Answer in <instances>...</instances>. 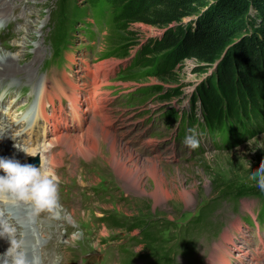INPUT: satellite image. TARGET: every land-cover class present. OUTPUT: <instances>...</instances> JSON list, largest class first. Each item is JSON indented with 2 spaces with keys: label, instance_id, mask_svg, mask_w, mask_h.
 Masks as SVG:
<instances>
[{
  "label": "rangeland",
  "instance_id": "rangeland-1",
  "mask_svg": "<svg viewBox=\"0 0 264 264\" xmlns=\"http://www.w3.org/2000/svg\"><path fill=\"white\" fill-rule=\"evenodd\" d=\"M77 1L80 7L77 13L70 16L62 15L56 43L65 37V40L71 39V44L67 47V56L72 54L76 62L82 59L94 70L100 66L102 69L100 72H103H99V78L106 74L104 77L107 79L109 75L106 73L109 72V68L105 63L113 65V72L106 85L99 90L101 95L107 98V110L112 123L110 127L108 125L110 122L105 120L109 129L104 127L102 132H105L107 137H96L94 128L92 135L97 139L99 149L92 158L84 157L77 149V158L74 161L69 155L64 159L63 168L59 173L64 178L65 185L60 184L61 188L58 187V196L62 206L60 210L65 213L61 219L59 218L61 215L55 217L59 218L56 224L46 221L45 218L41 223V233L48 239L49 244L52 236L60 238L63 242L60 253L64 261L59 256L56 264H142L141 261L145 262L143 264H155L153 257L148 255L151 252L145 251L141 230L155 228L156 225L157 236L162 239L160 247L169 250L170 256L175 258L171 264H209L210 260L211 264H264V216L263 224L260 225L256 220L262 202L247 196L235 199L231 195L222 194L226 188L258 187L256 177L251 175V167L255 168L261 159H264V129L232 150H214L208 139L205 140L200 132L199 145L195 149H189L184 145L180 136L174 140L173 134H176L179 122L161 117V112L171 111L170 109L182 112L185 107L189 108L190 104L187 103L189 96L197 94L207 77L206 72L196 73L200 63L187 61L174 72L172 78L167 79L153 75L147 77L148 74L139 80L117 77L119 73L122 75L121 69L126 67L127 60L134 56L136 48L158 36V28L141 23L134 24L131 37L133 42H130L133 46L124 51L126 57L122 55L124 58L110 57L103 60L100 55L106 50V38L110 30L106 29L103 32L100 27L94 25L90 9L85 16L77 19L78 14H82V10L89 7L87 1ZM20 2L27 5V25L20 29L14 40H10L6 45L0 44L2 53L4 51L7 55L15 57L10 64L16 66L13 72L3 73H18L19 76L13 77H21L25 74V68L33 67L32 71L38 70L37 80L31 84L25 80L22 82L17 79L9 80L8 84L0 87V94L7 92L6 94L10 96L14 91L18 95L22 93L31 96L28 105L30 107L26 111L30 112L37 103V87L39 88L46 77L50 80L54 74L59 76L65 69L58 70L56 57L54 58L56 60L50 63L51 67L45 65L46 60L52 59L54 51L48 41V34L49 25L51 26V22L53 23L57 17L54 16L56 1L31 0V3L30 0H17L15 3L12 2L11 7ZM251 15H255L253 11ZM72 19L80 20L76 27L71 23ZM186 21L189 19H185ZM57 23L59 24V20ZM89 27L95 31L93 38H90L89 33L83 32V29ZM234 42H237V38L231 43ZM37 45H42L44 49L36 50ZM32 46L33 48H30ZM41 53L43 55L34 65ZM115 53L121 54L120 51ZM76 65L77 63H73L71 70L72 67L74 69L68 71L75 80L73 75L79 64ZM202 66L208 72L216 67L215 64ZM93 72L90 74L91 77ZM84 82L89 85L90 79ZM9 83H18L19 86L9 88ZM134 88L147 89L139 101L127 100L128 90ZM172 89L181 90L182 94L169 100L165 99ZM79 90L81 89L78 85V93ZM141 97L146 98L143 100ZM25 102L24 97L17 103L13 116L21 117L20 112L23 110L17 109ZM78 102H80L78 111L81 115L84 110L81 107V95ZM101 102L103 101H100V105ZM89 103L91 109L90 106H93L94 102ZM192 103L195 104L193 100L191 106ZM198 103L197 100L196 105ZM105 116L104 119L107 118ZM80 118L82 119V115ZM103 118L97 120L96 125L99 128L100 124L104 123ZM114 139L128 147L127 154L117 147L116 156L121 158L134 175L138 174L136 167L139 168L142 178L140 188L133 186V177L117 171L118 167L115 166L111 152V142ZM67 143L64 148L68 147ZM11 145L15 147L22 144L13 142ZM130 154L139 157L148 165L151 161L156 162L160 169L158 176L150 177L146 171L148 165L141 161L137 162V159H133L135 162L129 160ZM89 161L92 162L86 164ZM87 165L91 166L89 170ZM73 210L76 211L75 218L71 215ZM104 214L108 217L105 221L107 225L104 224V218H101ZM126 221H128L126 225H134L136 229L125 231L123 226ZM129 236L138 237L139 243L134 245L132 241L127 243L126 239ZM123 242L129 252L119 251L116 255L117 245ZM159 248H155L153 253L157 255ZM164 253L166 251H162V254Z\"/></svg>",
  "mask_w": 264,
  "mask_h": 264
},
{
  "label": "trees",
  "instance_id": "trees-1",
  "mask_svg": "<svg viewBox=\"0 0 264 264\" xmlns=\"http://www.w3.org/2000/svg\"><path fill=\"white\" fill-rule=\"evenodd\" d=\"M86 1L97 11V20L109 27L106 58L126 57L124 51L133 46L130 42H133L134 24L158 28L157 37L136 48L126 67L125 78L139 80L146 74L147 77L172 78L184 63L196 61L200 63L196 73L207 74L197 96L206 124L215 137L221 135L228 140L226 147H229L252 139L263 131L264 0ZM58 9L57 28L62 15L75 14L80 7L77 0H58ZM82 11L77 19L89 10ZM191 17L196 19L190 21ZM77 19H72L71 23L76 25L80 21ZM185 19L189 21L185 22ZM236 38L237 42L231 43ZM116 51L121 54H116ZM214 64L216 67L211 72L202 66ZM181 94V90L172 89L165 99ZM222 194L235 199L245 196L260 198L264 205V192L259 187L226 188ZM157 232V225L141 230L145 251L153 253L155 248L160 247L162 239ZM158 250L163 251L161 247ZM157 256L155 264L172 263L168 253Z\"/></svg>",
  "mask_w": 264,
  "mask_h": 264
},
{
  "label": "bare ground",
  "instance_id": "bare-ground-1",
  "mask_svg": "<svg viewBox=\"0 0 264 264\" xmlns=\"http://www.w3.org/2000/svg\"><path fill=\"white\" fill-rule=\"evenodd\" d=\"M16 1L17 0H0V26L9 25V24H13V23L17 24L16 29L14 31L15 37L18 35V33H20L19 32L20 29L23 26L27 25V18H28L27 17V13H26L28 9H27V5L25 3L20 2L19 4L11 7L12 6L11 4L15 3ZM30 2H31V0H30ZM28 28H30V27H28ZM24 34H26V33H24ZM24 36H27V35H24ZM28 42H26V43H28ZM8 43L9 42L4 43L2 45H6ZM29 45H31V44H29ZM11 48H13V47H11ZM41 48H43V47H41V45H38L36 47V50L41 49ZM18 50H16V51L18 52ZM21 52H24V51L21 50ZM19 56H21V55L19 54ZM13 59H15V57H12L11 55H7L6 53H4V51L2 53L1 48H0V87H3L5 84H8V81L9 80H13V79H17L19 82H22V81L25 80V81L29 82L30 84L34 83L36 81V69L34 68L35 70L32 71L33 67L32 68H25L24 69L25 74H23V76H21V77H13L15 75H18V73H15V74L3 73L4 71L5 72L6 71L13 72L14 70H16L15 69L16 66L10 64V62L13 61ZM39 59H40V55L37 56V59H36L35 63L33 62L34 65L39 61ZM72 60L73 59L70 58L71 62H72ZM25 62H26V60H25ZM99 67L97 68L96 71L93 72V76H92V79H93V77H95L93 79V85H94V90H95L94 96L95 97H96V94H97V90L106 81V79H105L106 74L105 75L103 74V76L100 77V78L98 77L99 74L103 72V71L100 72V70H102V69H100ZM5 68H7V70H5ZM104 69H106V68H104ZM106 73H109V72H106ZM59 77L60 76L54 77V80H53L52 83L51 82L48 83L47 79H46L43 84L39 85L38 92H40L41 96H40L39 106H38V116L36 117V119H37L36 126H37L38 129L36 130V133L34 134V136H35L34 140L35 141L32 140L30 137L26 138V136L22 135L21 133L18 134L17 132H15L13 134V136L10 135L9 131L11 132V131H15L14 129H16V130L19 129V127H18L19 123H15V124H11V125H3L0 128V156H6L7 157L10 153H13L14 155L18 154V155H21V156L25 155L26 157L33 156L32 154H34L36 152L37 146H36V148L32 149V146H31L30 142H36L38 140L37 137H38V135L40 133V128L42 127L43 123L48 125L51 121H54L55 122V124H54L55 133L56 132L59 133L61 131L60 127L62 125H64V123H62V120H60V118L62 116H58L59 119H57V118H55V117H53L51 115H48L47 114V109L45 107V100H47L48 98H50L51 101L54 100V99L61 100V98H62L61 96H65L66 98H68L70 100V105H71V108H72V112H74V117H75V120L77 121L79 130L81 132H84V133H82V134H80V133L79 134L60 133L59 135L56 136V138H54V140L55 141H61L62 138H64L63 141H64V143H65V141L68 142L67 145L69 147L68 149H69L70 152H74L75 149H78L83 154V156L87 157V158L90 157V156L92 157L93 155H95L97 153V151L99 149V147L97 146L98 141L92 135V132H93V130L95 128V122L94 121L92 122L91 126L88 128L89 130L85 131L84 128H83V119L86 116L87 111L90 109V108H88L89 106L84 108L83 112H81V115H82V119H81L80 118L81 115L79 114V111H78L79 108H80L79 107L80 106V102H78V100H79V96L81 95V93H80L81 90H79V93H78V85H76L73 82V80L68 78V77H70V75L68 73H64L63 74V79L62 80H59ZM64 80L68 84V86H70V88H71L69 93L64 91V86H63ZM18 85H19L18 83H15V84L14 83L13 84L9 83V86H10L9 88H11V87L15 88ZM94 96H92V98L94 99V103H92V104H94L92 106L93 109H94V112H99V111L102 112V111H104V106L103 107L101 106V105H103V102H101L102 104L100 105V101H102V99H98L97 100ZM104 115L105 114L103 113L102 116H104ZM105 120L107 122H110V120L108 118H106ZM0 122H1V125H2V121H0ZM64 126H67V125H64ZM11 142H22L23 144L14 147L13 145H11ZM50 144L54 145L53 142H51ZM51 147L52 146H50L49 150H47V148L45 147L44 150L40 151V153L43 155V154H45V152H49L51 150ZM117 147L124 154L128 153V147L125 146V144H123V145L120 144L116 139H114L111 142V152L113 154V158L112 159H114L113 161L115 163V166L118 167V170H117V167H116V170L122 175H127L129 177H133V181H132L133 186L140 188V183H141L142 178H140L139 168L136 167L138 174L134 175L132 173V171L126 166V164L121 160V158H119V156L118 157L116 156V148ZM38 150H40V149H38ZM62 155H63V153L60 154V156H62ZM38 156H39V154H38ZM126 158H127V156H126ZM128 159L129 160L137 159V162L141 161L145 165H148V163L143 162L142 160H140L139 157H136L133 154H130ZM60 163H62V160L60 158H58L56 156V154L50 156L49 165H50V167L52 169L54 168V166H56V165H58ZM135 166H136V164H135ZM135 166H134V169H135ZM141 171L143 172V170H141ZM146 171H147V174L150 177L156 178L158 176V174H159L160 169H159L158 164L156 162L151 161V163L148 166H146ZM3 202H4V199H3ZM23 212H24V210H22V212H21V210L17 206H14V207L10 206L8 208L7 207H3L2 211H0V218L7 219L8 222L10 224H12L16 228V238H17V240H22L23 241V248H24V250L27 253L29 262H31L30 264H32L31 257L33 255V249H32L31 244H30V239L32 238L31 242H33L34 241V237H33L32 233H31L30 228H29L30 223L26 222V218H25V216H23ZM46 218L50 222L54 223V220L50 216L46 215ZM33 227L35 229V232H38V228H37L35 223H33ZM0 240H1L0 253H3L5 251L4 248L6 246H8V245H5V243H7L8 240L7 239H3V238H0ZM3 246H5V247H3ZM227 260H229V259H227ZM255 264H257V263H255Z\"/></svg>",
  "mask_w": 264,
  "mask_h": 264
},
{
  "label": "clouds",
  "instance_id": "clouds-1",
  "mask_svg": "<svg viewBox=\"0 0 264 264\" xmlns=\"http://www.w3.org/2000/svg\"><path fill=\"white\" fill-rule=\"evenodd\" d=\"M182 143L189 149L197 148V132L188 128L182 137ZM251 169V175L257 178L260 191L264 192V159H261L258 167ZM57 179L55 175L43 171L40 166L21 163L13 157L0 156V198L13 207L21 202L30 205L27 212L29 219L42 211L50 212L54 217L61 215ZM0 238L7 239L10 243L0 253V264H29L23 241L17 240L16 228L7 219L0 218Z\"/></svg>",
  "mask_w": 264,
  "mask_h": 264
},
{
  "label": "water",
  "instance_id": "water-1",
  "mask_svg": "<svg viewBox=\"0 0 264 264\" xmlns=\"http://www.w3.org/2000/svg\"><path fill=\"white\" fill-rule=\"evenodd\" d=\"M197 17V16H196ZM196 17H192V19H190V21H193V20H195L196 19Z\"/></svg>",
  "mask_w": 264,
  "mask_h": 264
}]
</instances>
